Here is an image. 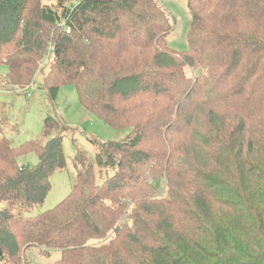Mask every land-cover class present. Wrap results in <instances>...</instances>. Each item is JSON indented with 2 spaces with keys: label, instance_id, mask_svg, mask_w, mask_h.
Wrapping results in <instances>:
<instances>
[{
  "label": "trees",
  "instance_id": "1",
  "mask_svg": "<svg viewBox=\"0 0 264 264\" xmlns=\"http://www.w3.org/2000/svg\"><path fill=\"white\" fill-rule=\"evenodd\" d=\"M188 7L179 52L159 0H0L1 90L33 84L50 52L53 99L73 83L85 110L132 128L78 150L71 192L38 214L70 127L47 116L46 141L0 137V264H28L30 247L62 252L48 264H264V0Z\"/></svg>",
  "mask_w": 264,
  "mask_h": 264
},
{
  "label": "rangeland",
  "instance_id": "2",
  "mask_svg": "<svg viewBox=\"0 0 264 264\" xmlns=\"http://www.w3.org/2000/svg\"><path fill=\"white\" fill-rule=\"evenodd\" d=\"M55 0H42V4H53ZM170 15L172 30L166 36L170 49L185 51L190 48L188 32L191 24V13L188 0H159ZM52 53H48L40 66V70L33 84L17 91L0 89V125L2 135L6 136L14 147L33 140L46 141L42 136L44 121L47 116H53L62 124L70 128L63 133V149L67 157L68 166L64 170L56 171L51 177L52 188L45 201L36 206L30 214H38L55 207L71 192L76 171L73 166V157L78 150H85L90 158H94L96 147L91 140L122 141L128 137L132 128H114L105 123L99 116L88 112L82 106L75 84L69 83L60 87L56 97L50 96L44 86V76L47 74ZM4 63V62H3ZM8 67L0 63V75L6 74ZM190 76L201 73L199 69L187 70ZM4 84L2 85V87ZM16 90V89H15ZM59 133V131H54ZM20 165L35 166L38 156L30 152L18 158ZM158 196L167 195L165 177L156 182ZM62 257L60 250H53L49 254L43 253L39 247H30L26 251L28 264H48Z\"/></svg>",
  "mask_w": 264,
  "mask_h": 264
}]
</instances>
